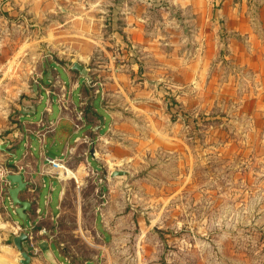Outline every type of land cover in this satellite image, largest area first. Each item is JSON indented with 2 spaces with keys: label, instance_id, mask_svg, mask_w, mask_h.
Returning <instances> with one entry per match:
<instances>
[{
  "label": "rangeland",
  "instance_id": "rangeland-1",
  "mask_svg": "<svg viewBox=\"0 0 264 264\" xmlns=\"http://www.w3.org/2000/svg\"><path fill=\"white\" fill-rule=\"evenodd\" d=\"M23 2L0 0V126L33 83V67L51 53L73 58L85 42L75 26L60 31L53 22L61 20L58 10L46 18L50 21L32 26L35 20ZM161 5L166 11L171 7L168 1ZM172 9L184 27L187 51L193 37L184 8L174 4ZM214 9L218 38L206 48L208 59L196 62L194 86L178 90L175 80L183 77L167 75L156 85V101L143 102L142 107L153 109L150 117L131 107L125 158L109 167L110 159L109 168L101 170L93 204L86 166L77 164L84 178L82 213L100 209V235L93 241L101 250H87L83 238L72 234L69 204L56 232L57 242L68 244L71 264H84L78 257L93 255L98 256L94 264H264V45L237 46ZM92 36L107 37L105 28L95 26ZM42 46L51 53L45 56ZM138 65L136 80L145 72L143 63ZM56 70L66 81L62 69ZM40 94L44 98L42 89ZM92 103L102 115L100 96ZM43 109L44 101L37 105L35 120ZM112 170L128 171L131 178L126 184L124 177L110 179Z\"/></svg>",
  "mask_w": 264,
  "mask_h": 264
},
{
  "label": "crops",
  "instance_id": "crops-1",
  "mask_svg": "<svg viewBox=\"0 0 264 264\" xmlns=\"http://www.w3.org/2000/svg\"><path fill=\"white\" fill-rule=\"evenodd\" d=\"M164 1L171 6L168 11L164 4L161 5ZM174 4L184 8L180 11L187 17L192 32L193 39L187 42L190 43L187 51L183 48L186 43L184 27L172 16ZM22 5L28 7L35 20L32 26L39 25L40 21H50L46 18L58 10L63 14L61 20L53 22L58 24L60 31L75 26L85 41L81 44L82 50L73 58H53L54 54L50 52L52 55L44 58L40 67H33L31 79L42 81L38 84V95L32 92L31 82L24 89L23 99L14 105L9 118L0 126V146L7 145L6 150H0V166L21 174L29 183L19 194V199L31 204L26 212L29 234L22 243L30 255V264H71L67 256L68 244L57 242L56 232L58 219L70 212L69 204L73 206L72 234L83 238L87 250L93 253L101 250V246L93 241L100 235L97 213L100 209L92 208L90 214L82 213L84 191L81 184L84 178L77 164L81 162L86 166L93 204L97 189H101L97 186L101 181V170L112 166L114 160L125 158L124 142L128 141L131 107L139 111L138 115H142V111L150 117L153 109L142 107L143 102L148 98L156 101V95H153L154 91L157 94L156 85L167 75L183 77L182 82L175 80L174 87L178 90L194 86L191 78L194 79L199 71L196 62L207 60L206 48L215 43L212 9L217 8L214 11L218 13L225 33L235 37L237 46L258 45L261 48L264 45V0H24ZM116 22H119L118 27ZM95 26L105 28L107 37L92 36ZM83 28L86 31H82ZM257 52L255 55L259 54ZM117 61L123 64H117ZM73 62L88 69L91 83L70 70ZM140 63L145 69L144 78L136 80ZM48 64L50 82L45 80ZM59 67L66 81L60 79L56 70ZM97 95L100 96L102 115L93 108V98ZM42 101L44 109L41 117L35 120L37 105ZM23 106L29 107L28 112H34V115H19ZM155 113L159 115V109ZM100 119L104 122L103 127L94 131L100 125ZM152 130H147L149 137H153ZM159 131V135L164 134ZM92 148L93 158L89 155ZM61 157L66 160L67 170L60 177L57 171L48 168L46 158ZM110 159L112 163L108 167ZM3 186L0 182V264H19V252L8 238L18 236L23 232V226L13 214ZM87 215L89 229L84 223L88 220ZM97 257L93 255L88 258L90 260H84L79 256L77 262L94 264Z\"/></svg>",
  "mask_w": 264,
  "mask_h": 264
},
{
  "label": "water",
  "instance_id": "water-1",
  "mask_svg": "<svg viewBox=\"0 0 264 264\" xmlns=\"http://www.w3.org/2000/svg\"><path fill=\"white\" fill-rule=\"evenodd\" d=\"M42 50L47 56L50 54L48 50L42 46ZM49 69L45 75V80L47 81H52L51 77V68L50 65L48 64ZM70 70L72 72H77L82 76L83 78L86 79L88 83H91V77L88 73V69L78 62H73ZM42 81L41 79H37L32 83V92L35 95H38V84H41ZM29 107H21L19 110V115L21 116H33L34 112H28ZM103 120L100 119V125L94 129V131H97L98 129L103 127ZM7 145H1L0 150H6ZM89 155L93 158L94 157V150L93 148L90 149ZM118 177H124L125 178V184L130 180V173L125 170H113L109 173V178H118ZM5 182L6 184L4 185L3 191L4 195L7 197V199L11 202V208L13 209V214L18 218V220L21 222L23 226V232H21L18 236H9L8 241L12 242L19 252L20 255V260L19 264H30L31 258L30 255L28 254L27 251L24 250L22 243L27 239V235L29 234V231L26 228V212L30 210L31 204L25 201H22L19 199V194L21 192H24L29 185L28 182L23 180V177L21 174H16V173H8L5 176Z\"/></svg>",
  "mask_w": 264,
  "mask_h": 264
},
{
  "label": "built area",
  "instance_id": "built-area-1",
  "mask_svg": "<svg viewBox=\"0 0 264 264\" xmlns=\"http://www.w3.org/2000/svg\"><path fill=\"white\" fill-rule=\"evenodd\" d=\"M46 164L48 168H50L52 171H57V176H62V172H66V160L65 158H46ZM8 173H12L8 171L6 168L0 166V182L2 184H6L5 182V176ZM4 186L2 187L3 190ZM4 192V191H3Z\"/></svg>",
  "mask_w": 264,
  "mask_h": 264
},
{
  "label": "bare ground",
  "instance_id": "bare-ground-1",
  "mask_svg": "<svg viewBox=\"0 0 264 264\" xmlns=\"http://www.w3.org/2000/svg\"><path fill=\"white\" fill-rule=\"evenodd\" d=\"M7 250V249H6Z\"/></svg>",
  "mask_w": 264,
  "mask_h": 264
}]
</instances>
